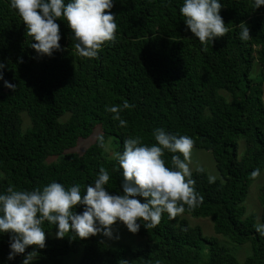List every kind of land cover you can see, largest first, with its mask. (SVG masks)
Here are the masks:
<instances>
[{"label": "trees", "instance_id": "16d2710c", "mask_svg": "<svg viewBox=\"0 0 264 264\" xmlns=\"http://www.w3.org/2000/svg\"><path fill=\"white\" fill-rule=\"evenodd\" d=\"M221 3L228 31L201 43L186 30L183 0H114L106 12L115 16V40L87 58L76 51L63 18L56 21L61 50L37 55L10 0H0V63L4 79L16 85L13 91L0 81V193L52 181L66 188L78 184L83 192L103 167L110 177L106 189L123 194L116 153L129 137L156 143L155 128L191 137L193 148L211 153L221 177L210 181L204 169L194 170L202 201L185 205L175 218L163 213L152 228L138 221L142 240L136 245L109 248L96 235L71 233L57 239L56 226L45 222V247L29 246L12 261L10 233L0 234V264H22L33 249V264H63L64 256L78 252L77 264H241L228 246L182 216L209 219L227 245L250 244L242 264H264V234L245 207L250 186L264 171V6L255 9L253 0ZM244 24L247 41L239 38ZM114 105L121 109L119 120L107 111ZM95 134L79 153L80 143ZM173 155L183 159L165 150L166 167H173ZM259 201L264 226V186Z\"/></svg>", "mask_w": 264, "mask_h": 264}, {"label": "clouds", "instance_id": "9594fccd", "mask_svg": "<svg viewBox=\"0 0 264 264\" xmlns=\"http://www.w3.org/2000/svg\"><path fill=\"white\" fill-rule=\"evenodd\" d=\"M255 9L264 6V0H253ZM221 0H183L179 11L185 18L186 30H190L201 43L223 37L228 29L220 14ZM10 7L17 11L26 26L27 35L35 41L31 48L37 55L51 56L61 50L60 25L56 22L63 18L72 30L75 49L81 57H97L105 42L115 40V16L111 11L114 0H10ZM239 38L247 41L250 30L246 24L241 27ZM5 65L0 63V81L7 89L15 91L16 85L5 80ZM125 103L123 108H128ZM116 105L107 109L117 113ZM125 121L120 120L121 126ZM156 143L151 146L142 143L140 137H129L123 141V151L116 153L119 168L122 169L123 194H111L106 185L109 173L100 168L96 179L85 186L83 192L76 184L66 188L62 183L52 181L42 188L14 190L0 193V234L10 233L7 260L12 261L24 254L29 246L45 247L47 222L57 228L56 238L75 234L88 238L101 234L113 238L111 228L117 221L122 222L131 233L141 228L138 221L147 222L146 228L160 223L163 213L175 218L202 201L194 188L188 158L194 141L187 135H173L163 128H155L152 133ZM103 145V137L99 138ZM167 150L173 154V167H166L162 158ZM202 171V169H201ZM259 175V169L252 173ZM214 181V177H210ZM143 198V202L141 199ZM82 205L83 211H75ZM256 230L264 234V226ZM117 239L119 237H116ZM36 250L24 256L22 264H33ZM126 264V262H125Z\"/></svg>", "mask_w": 264, "mask_h": 264}, {"label": "rangeland", "instance_id": "374dc122", "mask_svg": "<svg viewBox=\"0 0 264 264\" xmlns=\"http://www.w3.org/2000/svg\"><path fill=\"white\" fill-rule=\"evenodd\" d=\"M257 71L258 69L255 70V72ZM25 122H27L26 119ZM95 137L96 134L94 135V138L92 140L81 142L80 147L77 149L78 152L82 153L90 144L94 142ZM187 162L189 163L191 172H193L198 168H202L209 177H214V180L221 178L211 153H209L206 150L192 148ZM263 186H264V171L250 186L248 197L245 202L247 213L256 216V223L257 225L260 226H261L260 218H261L262 209H260L259 195H260V188ZM182 217L188 221L190 226L200 227L202 229V233L204 236L215 237L218 239L220 244L228 246L231 249L232 253L236 255L239 263L242 264L246 259V257L250 254L251 252L250 244H246L244 246H235L233 244L227 245L228 240L225 237L221 235H216L214 233L213 225L209 219H203V218L196 219L190 216H182ZM111 228L114 233L113 238L104 237L101 234L96 235L97 239L109 248H117L122 245L133 246L142 240V237H140L136 233H131L126 228L125 225L120 223V221H117L114 225L111 226ZM116 237L119 238L117 239ZM80 257H81V252L68 254L62 258L63 264H77L78 261L80 260Z\"/></svg>", "mask_w": 264, "mask_h": 264}]
</instances>
